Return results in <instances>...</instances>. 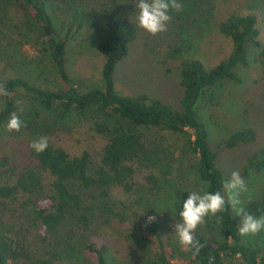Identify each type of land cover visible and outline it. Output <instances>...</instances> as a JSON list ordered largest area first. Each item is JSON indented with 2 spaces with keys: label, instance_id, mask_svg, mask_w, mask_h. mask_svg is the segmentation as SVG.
<instances>
[{
  "label": "trees",
  "instance_id": "1",
  "mask_svg": "<svg viewBox=\"0 0 264 264\" xmlns=\"http://www.w3.org/2000/svg\"><path fill=\"white\" fill-rule=\"evenodd\" d=\"M136 2L95 0L81 6L75 0H0L1 11L14 6L23 10L27 22L45 40L58 78L65 84L64 88L51 89L19 76L0 80L9 93L0 95L4 100L0 125L16 111L12 97L21 92L45 110L58 106L66 112L87 114L93 131L106 140L94 164L87 151L70 155L49 140L47 149L36 153L29 145L39 135L28 137L27 156L31 162L18 169L10 156L0 150V264H75L76 258H81L83 264H112L108 258L112 247L110 235L117 222L126 227L129 215L127 207H119L111 200V190L118 187L130 192L141 173L148 193L154 194L159 185L160 174L151 171L156 169L154 165L159 158L154 145L157 140L150 139V131L167 133L173 146L189 147L197 157L196 175L205 183L206 192L223 191L222 181L226 177L216 163L218 153L257 141L256 129L246 126L212 148L198 111L205 92L217 83L242 82L237 67L248 65L249 46H260L257 15L238 9L218 13L227 0L186 3L189 12L198 13L194 21L207 23L215 15L220 32L231 41V50L210 68L199 59H181L179 76L183 92L180 108H176L146 93L121 95L115 90V66L126 57L130 43L140 33L134 16ZM48 8L66 15L62 34ZM4 22L0 16V23ZM85 26L95 33L96 49L104 59L103 86L81 90L67 73L65 56L68 36ZM3 27L0 24V33ZM11 44L0 39L1 56ZM184 51V46L171 45L166 56L180 59ZM239 172L244 179L264 173L263 146L246 157ZM41 178L46 179L44 183ZM243 206L254 216L264 215V189L259 197ZM165 215L156 206L148 205L140 216L158 242L152 264H209L210 256L215 258L213 264H224L227 258L239 259L241 264H264V247L243 241L238 230L241 217L230 205H226L225 211L208 216L203 229L214 230L215 236L207 242L196 237L204 245L199 254L193 255L192 249L179 262H172L171 253H167V246L172 243L166 242L161 232Z\"/></svg>",
  "mask_w": 264,
  "mask_h": 264
},
{
  "label": "rangeland",
  "instance_id": "2",
  "mask_svg": "<svg viewBox=\"0 0 264 264\" xmlns=\"http://www.w3.org/2000/svg\"><path fill=\"white\" fill-rule=\"evenodd\" d=\"M75 1L78 5L86 6L95 0ZM188 1L179 0L183 4L182 11H170L171 19L166 31L151 35L139 27L138 37L130 43L126 57L116 64L113 72L114 87L119 94L146 93L180 108L179 98L183 92L179 76L181 59H199L206 68H210L230 53L231 41L220 32L215 15L214 20H208L207 23L194 21L193 18L198 17V13L189 12L190 6L186 4ZM227 1L220 5L218 13L238 9L243 13L254 12L257 15L260 46H249L248 65L237 67L241 83L234 84L226 80L217 83L205 92L198 105L212 148L233 131L243 127L250 126L258 132L255 143L240 144L218 153L216 163L226 178L233 171H240L244 160L254 150L264 147V0ZM48 11L58 32L62 34L66 15L58 14L51 8ZM137 12L138 10L135 18ZM0 16L5 21L4 24L0 23L4 25L0 39L12 43L4 55H0V80L19 76L45 88H64L65 84L58 78L45 40L27 22L23 10L17 6L8 7L6 11H1L0 8ZM177 44L185 48L182 57L168 58L167 50L171 45ZM95 45L96 35L88 26L78 31L73 30L67 39L66 70L81 90L103 86L101 68L104 59ZM12 98L16 104L14 113L25 126L19 132L8 131L6 125L10 115L0 125V150L10 156L17 169L31 162L27 156V140L30 135L45 136L70 155L87 151L93 164L98 161L106 140L93 131L87 114L76 110L66 112L58 106L45 110L21 92ZM3 104L4 100L0 97V109ZM149 136L150 139L157 140L154 145L159 159L154 165L156 169L151 171L156 175L160 174L159 185L154 188V194L148 193L141 173L130 192L126 193L118 187L111 190V200L119 207H127L129 215L126 227L117 222L118 225L110 235L112 247L108 258L112 259V264H152L153 259H156L157 239L145 228L140 218L148 205L156 206L158 211L166 213L161 221V232L166 242L172 243L167 246L172 262H179L184 258L183 255L186 257L188 251L181 250L175 224L182 219L179 211L188 192L206 191L205 183L196 175L197 157L188 146H173L168 142L167 133L162 131H150ZM45 180L41 178V182L44 183ZM244 180L248 191L242 195L243 205L261 194L264 189V173L252 174ZM134 213L139 216H134ZM208 219V216L205 217V222ZM203 228L205 223L198 226L196 237H200L202 242L213 239L215 231ZM241 236L244 242L264 247V230L255 235ZM74 263L83 264V260L76 258ZM224 264L241 263L239 259L227 258Z\"/></svg>",
  "mask_w": 264,
  "mask_h": 264
},
{
  "label": "clouds",
  "instance_id": "3",
  "mask_svg": "<svg viewBox=\"0 0 264 264\" xmlns=\"http://www.w3.org/2000/svg\"><path fill=\"white\" fill-rule=\"evenodd\" d=\"M135 8L138 10L136 17L138 26L149 34L156 35L167 30V24L171 19L170 11H182L183 4L179 0H137ZM0 95H9L2 84H0ZM23 126L25 124L20 117L12 113L6 129L19 132ZM29 147L38 154L42 153L48 147V138L41 136L33 140ZM222 189L223 191L215 192H188V197L184 200L182 209L179 211V216L182 219L175 224V233L181 250L194 249L192 254H199L204 245L196 238L198 226L205 223V217L215 216L217 213L225 211L226 205H230L241 217L238 229L241 235H255L264 230V215L254 216L243 206L242 195L248 189L238 170L233 171L230 177L222 181ZM214 259L210 256L209 264H213Z\"/></svg>",
  "mask_w": 264,
  "mask_h": 264
}]
</instances>
